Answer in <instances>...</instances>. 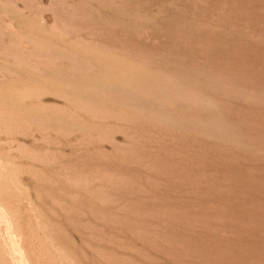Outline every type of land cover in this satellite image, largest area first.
I'll return each mask as SVG.
<instances>
[{
    "label": "rangeland",
    "instance_id": "1",
    "mask_svg": "<svg viewBox=\"0 0 264 264\" xmlns=\"http://www.w3.org/2000/svg\"><path fill=\"white\" fill-rule=\"evenodd\" d=\"M0 231V264H264V0H0Z\"/></svg>",
    "mask_w": 264,
    "mask_h": 264
},
{
    "label": "bare ground",
    "instance_id": "2",
    "mask_svg": "<svg viewBox=\"0 0 264 264\" xmlns=\"http://www.w3.org/2000/svg\"><path fill=\"white\" fill-rule=\"evenodd\" d=\"M233 44V43H232ZM73 46V45H72ZM62 50H64V49H62ZM81 50V49H80ZM105 73V72H104ZM110 73V72H109ZM102 74V73H101ZM9 75V74H8ZM12 75V74H11ZM107 79V78H106ZM238 79V78H237ZM117 80V79H116ZM106 81V80H105ZM116 83V82H115ZM256 92V91H255ZM253 99V98H252ZM1 232V231H0ZM9 233H10V231H9ZM1 236V235H0ZM10 245V244H9ZM16 259V258H15ZM19 261V260H18Z\"/></svg>",
    "mask_w": 264,
    "mask_h": 264
}]
</instances>
